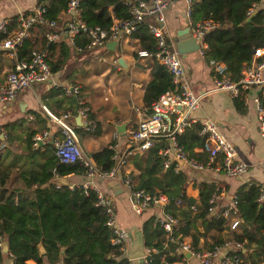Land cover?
I'll return each mask as SVG.
<instances>
[{
  "label": "trees",
  "instance_id": "trees-1",
  "mask_svg": "<svg viewBox=\"0 0 264 264\" xmlns=\"http://www.w3.org/2000/svg\"><path fill=\"white\" fill-rule=\"evenodd\" d=\"M67 2L37 0L36 6L45 9L48 21H56L66 9ZM258 3L259 0H201L192 6L190 17L194 23L212 21L216 25L205 37L208 47L206 58L225 64L227 74L234 81L242 77L243 70L251 63L254 49L264 47V8L257 9L247 23V13L254 10ZM110 8H113L112 13ZM79 10L80 18L87 26L99 27L104 31H108L113 22L129 17L125 0H80ZM147 24H142L130 39L137 43V51L153 54L156 42L149 34ZM9 28L11 30L14 26L10 25ZM46 31L42 25H36L30 31L14 64L17 60H28L32 51L45 49L52 76L66 69L67 61L71 58V47L66 41L60 45H48ZM87 43L85 36L75 40V46L80 48L81 53L86 51ZM54 52L58 53L55 62L51 60ZM134 55L139 58L138 53ZM145 59L150 79L145 87L143 104L149 109L173 84L171 75L163 66L151 57ZM66 90L58 88L57 91L66 95ZM262 93L264 86L259 93L264 107ZM244 95L246 92H240L234 98V105L239 111L243 109ZM91 116L89 112L86 113L93 128L85 133L97 135L100 129L91 122ZM36 119L41 131L46 123L37 115ZM25 123L26 120L22 119L3 128L6 141L10 143L22 138L16 133L18 127L25 131L27 158H30L33 168L22 161L17 167L18 171L14 172L15 164L2 165L0 158V264L5 256L2 253L3 243L8 245L6 257L11 259L12 264H131L122 252L111 245L112 231L105 225L104 210L96 206L95 192L82 187L69 190L66 186L58 187L55 182V175L58 178L82 174V166L79 163H60L54 148L46 149L43 154L33 150L31 137L37 130L32 126H23ZM74 131L77 136L81 130ZM201 131L202 127L194 124L176 137V142L189 160L201 162L207 159L206 154L193 152L195 148L202 147L205 140ZM165 146L164 142H156L152 148L136 153L131 159L138 171L136 189L149 196L164 195L170 199L164 214L176 220L170 236L163 229L153 226L155 216L142 223L140 231L145 248L157 250V254L151 257L152 264H174L182 258L175 252L177 244L170 239L180 242L188 240L199 253L221 248L225 242L232 240L242 243L243 248L227 256L233 257L235 254L240 260L238 264H264V202H258V187L247 184L237 190L240 224L235 231H231L226 220L212 216L209 211V200L213 194L220 193L223 183L194 178L192 186L198 192V199L187 197L190 170L182 169L178 173H174L172 168L164 170L157 152ZM111 156L112 152L106 147L93 153L90 160L100 171H109L114 165Z\"/></svg>",
  "mask_w": 264,
  "mask_h": 264
},
{
  "label": "built area",
  "instance_id": "built-area-1",
  "mask_svg": "<svg viewBox=\"0 0 264 264\" xmlns=\"http://www.w3.org/2000/svg\"><path fill=\"white\" fill-rule=\"evenodd\" d=\"M182 1L186 7L187 26L198 45L197 52L201 58H206L205 54L208 47L205 43V37L216 28V25L212 21L194 23L191 20L192 6L201 0ZM79 3L80 0H68L66 9L62 12L67 25L66 32L63 31V28H58L56 21H48L45 18V9L37 6L16 21L14 30H9L10 23L8 20H0V52H7L10 56L17 58V54L23 48L30 31L36 25H42L46 28L45 39L48 45H57L61 42L63 35L67 34L69 44L77 52H81L80 48L75 46V40L80 36H85L88 39L85 50L96 52L101 49L105 50L108 43H117L126 37H131L145 23L146 18H153V22L147 24V29L155 39L156 51L153 54L139 52L138 55L141 58L151 57L163 66L171 75L173 87L162 94L148 110L142 113L141 120L135 128L125 132L127 152H145L152 148L156 142L166 140L167 146L160 148L157 152L162 160L164 170L172 168L174 173H178L182 169H189L192 173L213 171L224 174L229 178H240L245 175L248 172V165L237 158L235 147L226 139L218 126L208 120L197 122L193 118L194 113L199 109L202 96H196L193 93L185 76L181 56L176 51L173 42L166 37L164 13L169 5L168 0L128 1L126 5L129 17L125 20L113 22L108 31H104L99 27L87 26L80 18ZM261 7L264 8V0H259L254 10ZM254 10H250L247 15L250 16ZM47 59L48 52L44 49L32 51L28 60H17L0 83V104H13L23 91L33 89L35 86L46 85L52 78ZM208 64L213 71L212 81L215 90L228 94L232 98H237L240 92H248L253 88L264 86V47L254 49L252 61L245 67L242 77L238 81L232 80L227 74L225 64L214 60H208ZM79 91V87L74 86L67 89L66 94L78 96ZM262 96L264 97V93H262ZM254 103L258 132L264 140V107H262L259 96ZM87 112L88 110L84 108L81 114L86 117ZM50 117L60 127L61 137L54 141L55 155L60 163L67 165L79 163L83 168V176L89 178L90 181L100 179L122 186L128 195L134 212L139 216L151 209H158L153 226L163 229L168 236L171 235L176 220L164 214V209L170 204V199L164 195L149 196L145 194L142 190H138L133 186L129 176L122 174V168L126 160L125 156L120 154L121 148L117 133H115L113 143L107 146L112 152L111 159L114 165L109 171H100L82 153L74 131L75 128L64 119ZM194 124H199L202 127L201 133L205 135L201 147V151L207 155L205 163L189 160L176 142V137ZM84 128L89 130L93 127L90 122H86ZM5 140L6 132L3 128H0V147L3 146ZM36 140L40 142L42 137H38ZM179 162L183 164L180 165ZM55 178H57L56 175ZM57 185L58 187L63 186L58 183ZM256 186L259 189L258 202L262 203L264 202V183ZM66 187L69 190L77 187H82L85 190L89 188L95 192L97 197L96 206L104 210L106 215L105 225L112 231L111 245L115 246L119 252L124 253L128 234L116 227V212L112 198L96 187ZM223 199L224 197L220 193L213 194L209 200L211 206L209 211L226 220L230 230L235 231L240 224L236 196L231 197L230 202L217 212L218 201ZM170 241L177 244L175 252L182 255L180 264H186L189 259L195 260L198 264H238L240 260L235 254L233 257L227 255L230 252H238L243 248L242 243L229 240L221 248L199 253L185 241L180 242L174 239H170ZM185 253H190V257L186 258ZM154 254H157L155 248H146L143 264H152L151 257Z\"/></svg>",
  "mask_w": 264,
  "mask_h": 264
},
{
  "label": "crops",
  "instance_id": "crops-1",
  "mask_svg": "<svg viewBox=\"0 0 264 264\" xmlns=\"http://www.w3.org/2000/svg\"><path fill=\"white\" fill-rule=\"evenodd\" d=\"M128 1L133 0H125L126 3ZM33 2L34 0H0V20H8L10 25L15 28L16 21L33 10ZM168 2V8L164 13V30L167 39L173 42L177 32L188 28L186 7L182 0H168ZM110 11L112 13L113 8H110ZM57 20L58 28H63V31L66 32V20L62 13ZM145 22H153V18L148 17ZM62 41L69 44L67 34L63 35L61 42L57 45H60ZM173 44L175 46L174 42ZM69 46L72 50L71 58L67 61L66 69L55 75H59L56 85L50 86L48 84L50 80L46 85L35 86L33 89L23 91L13 104H0V128H5L22 119L26 120L23 126H32L33 129L37 130V133L31 137L32 149L38 151L39 154H43L46 149H53L54 141L61 137L60 127L52 121L50 116L64 119L75 129L81 130L80 134L77 135V141L82 153L88 159H91L93 153H97L113 143L115 133H117L121 148L120 154L124 155L126 160L122 168V174L129 176L136 188L138 185V171H136L131 161L136 153L127 152L124 136L125 132L137 126L142 113L148 110L143 104L145 87L150 79L146 59L135 57L134 54L140 51H137V43L132 41L130 37L117 42L113 50L106 47L105 50L84 51L81 53L82 51L77 52L71 44ZM57 58L58 53L54 52L51 60L55 62ZM119 59H122L127 65V71L119 66ZM181 61L186 79L193 93L196 96H202L199 109L194 113L193 118L197 122L208 120L215 123L226 139L235 147L237 158L248 165V172L245 175L233 179L213 171L205 173L187 171L189 181L186 195L195 200L198 199V192L192 186L194 178H199L205 182L223 183L220 194L224 199L218 201L216 207L217 212H219L222 207L230 202L231 197L236 196V192L241 186L264 183V140L258 132L254 103L263 87L253 88L246 92L243 97V109L239 111L234 105V98L215 90L212 81L213 71L207 58H201L196 51L186 57L181 56ZM14 62V57L7 52H0V82L13 68ZM74 86L79 87L78 96L65 95L57 91L58 88L70 89ZM20 104H22V108ZM84 108L92 115L93 121L91 122L95 127H99V134L90 135L85 133L87 130H85L83 124L85 125L88 120L84 114H81ZM36 115L46 123L45 128L41 131V126L37 124ZM78 116H81V127H78L76 123ZM122 125L125 126L124 135L117 131V128ZM16 133L22 135V138H18L20 141L10 143L5 140L3 146L0 147L2 149L0 151L1 164L5 166L15 164V172L18 171L19 163L24 161L27 167L30 166L32 169L30 158H27L25 131L18 127ZM38 137H42L40 142L36 140ZM159 142L166 143V146L168 144L166 140ZM193 152L204 154L201 147L195 148ZM205 162L206 158L200 163ZM197 174H200V177H197ZM55 180L63 186L96 187L112 198L116 212V227L128 234L125 252L123 253V257L127 259L135 233L141 232L140 227L145 220L155 216L156 213L158 214V209H151L141 216L137 215L122 186L120 187L124 191L117 196L106 189L107 185L113 186L117 183L100 179L89 181L83 174L58 177ZM211 215L214 216L215 214L212 213ZM184 241L189 243L188 240ZM4 245L6 243H3L2 248ZM145 249L144 246V252ZM3 254L5 256L1 264H12L11 259L6 257L8 253ZM181 261L182 258L174 264H180ZM130 262L131 264H141L137 261ZM30 264L34 263L30 262ZM186 264L198 263L189 259Z\"/></svg>",
  "mask_w": 264,
  "mask_h": 264
},
{
  "label": "water",
  "instance_id": "water-1",
  "mask_svg": "<svg viewBox=\"0 0 264 264\" xmlns=\"http://www.w3.org/2000/svg\"><path fill=\"white\" fill-rule=\"evenodd\" d=\"M37 4V0H34L33 2V7H36ZM257 11H253L252 14L248 17L247 19V23H249L251 21V19L253 18V16L256 14ZM65 29L67 30V26L65 27ZM173 42L175 43V48L176 51L178 52V54L182 57H186L188 54L194 53L198 50V45L196 43V41L194 40V38L191 36L190 34V30L189 28H186L184 30H181L179 32L176 33L175 37L173 38ZM115 42H111L107 44V49L109 50H113L114 46H115ZM118 64L119 66L127 71V65L123 62L122 59L118 60ZM58 76H52L51 81L48 83L50 86L51 85H56L58 82ZM20 107L22 108V104H20ZM76 123L78 125V127L82 126L81 123V116H78L76 119ZM85 125L83 124V127ZM117 131L122 133V135H124L125 132V126H119L117 128ZM180 165H182V162H179ZM197 177H200V174H197ZM88 180L90 181V179L88 178ZM65 185H66V181H65ZM106 189L111 192L114 196H117L119 194L123 193V189L120 187V185H107ZM2 253H8V245L6 243V245H4V247L2 248ZM225 254V252H224ZM187 258L190 257V253H185L184 254ZM144 256H145V252H144V242H143V236L141 232H136L134 235V241L129 249V253H128V260L130 261H137L141 264H143L144 261Z\"/></svg>",
  "mask_w": 264,
  "mask_h": 264
}]
</instances>
